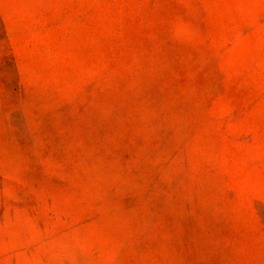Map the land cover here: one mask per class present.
<instances>
[{"label": "rangeland", "instance_id": "1", "mask_svg": "<svg viewBox=\"0 0 264 264\" xmlns=\"http://www.w3.org/2000/svg\"><path fill=\"white\" fill-rule=\"evenodd\" d=\"M0 264H264V0H0Z\"/></svg>", "mask_w": 264, "mask_h": 264}]
</instances>
